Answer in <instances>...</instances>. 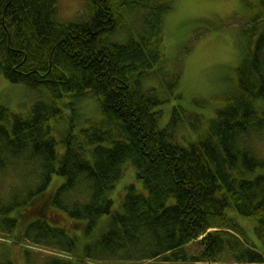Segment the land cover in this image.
Here are the masks:
<instances>
[{
	"label": "trees",
	"instance_id": "obj_1",
	"mask_svg": "<svg viewBox=\"0 0 264 264\" xmlns=\"http://www.w3.org/2000/svg\"><path fill=\"white\" fill-rule=\"evenodd\" d=\"M58 1L0 0V73L49 95L30 112L0 104V179L27 180L8 184L0 197V231L13 234L34 213L23 237L81 251L76 264L225 258L264 264V0L254 3L256 14L242 29L245 52L233 90L187 145L176 139V126L187 120L198 129V116L177 104L161 127L162 99L155 87H143L161 72L171 1L84 0L74 21L58 19ZM118 34L128 39L119 41ZM66 97H97L101 119L78 132L70 124L60 153L52 131L64 118L58 102ZM128 162L147 192L128 185L114 210L111 193ZM54 175L64 181L47 195ZM77 191L85 201L74 197ZM49 205L78 225L87 220L86 234L102 215L110 217L100 235L77 244L73 232L44 214ZM230 210L255 220L261 245L246 239ZM193 243L198 256L188 252ZM30 256L31 264L39 260ZM72 263L52 256L42 264Z\"/></svg>",
	"mask_w": 264,
	"mask_h": 264
},
{
	"label": "rangeland",
	"instance_id": "obj_2",
	"mask_svg": "<svg viewBox=\"0 0 264 264\" xmlns=\"http://www.w3.org/2000/svg\"><path fill=\"white\" fill-rule=\"evenodd\" d=\"M258 2L259 0H171L172 9L166 14L163 25L162 70L159 72V76L144 80L143 87L145 89H147L146 87H155L157 95L162 99V102L157 106L163 110L159 119L161 127L169 122L174 106L177 104L187 112L201 116L198 121L200 123L198 129L189 125L187 120V125L184 120L176 126V139L183 145L196 140L207 130L210 119L214 117L217 108L222 105L220 98L233 90L236 68L243 54L244 42L241 37V27L250 23L252 16L256 14L255 8H252L253 3ZM58 3V19L63 21L77 20L84 10V0H59ZM240 25L242 26L240 27ZM116 38L120 39L119 41L128 39V37L125 38L119 34ZM172 80L175 82L174 87H170ZM48 99L49 95L44 89L33 88L22 82H12L0 73V104L8 105L15 112H30L36 100ZM68 100L74 105L67 106ZM58 103L64 110V118L54 122L52 135L58 140L57 146L59 152L62 153L64 151L62 139L70 124H73L74 131L78 132L83 127L99 122L101 111L97 97H82L76 100L66 97ZM262 149L264 152V145ZM124 168V174L117 181L116 187L111 193L114 210L120 208L128 185L134 184L138 190L147 192L143 181L137 177L136 167L128 162ZM63 181V177L54 175L46 194H52L49 191L54 190L57 185L60 186ZM0 183V197H6L9 190L8 184L15 186L19 183H27V180L4 177L0 179ZM54 209L58 208L49 205L44 208L43 212L73 232L72 237L77 239V244L90 242L100 235L110 217L108 214L102 215L92 232L86 234L87 220L80 218L78 220L80 225H78L64 211L58 213ZM14 213L16 214V212ZM229 213L236 217L244 227L246 239L261 245L255 232V220L238 215L233 210H230ZM45 215L44 217H46ZM34 220L35 214L27 213L19 227L15 229L14 235L1 237L0 262L5 260L6 250L9 252L13 250L11 246L15 241H19L22 248H27L38 257L39 260L34 264H42V260L51 255V253L43 251L62 250L42 244L36 245L29 239H23L24 229ZM5 243L9 247L4 248L2 244ZM200 250V246L196 243L190 244L188 248L190 255L198 256ZM14 253L18 256L17 264H24V258L18 249H14ZM82 255L81 251H66L62 254V258L75 261V259H81ZM227 259L218 261L188 260L178 263L152 260L106 264H238ZM90 262L86 264L95 263L94 261Z\"/></svg>",
	"mask_w": 264,
	"mask_h": 264
},
{
	"label": "flooded vegetation",
	"instance_id": "obj_3",
	"mask_svg": "<svg viewBox=\"0 0 264 264\" xmlns=\"http://www.w3.org/2000/svg\"><path fill=\"white\" fill-rule=\"evenodd\" d=\"M19 253L24 257V255H25V251L23 250V249H20L19 248ZM11 262H12V264H17L18 263V256L17 255H15V253L12 255V257H11Z\"/></svg>",
	"mask_w": 264,
	"mask_h": 264
}]
</instances>
